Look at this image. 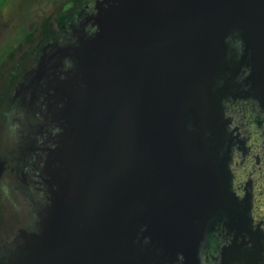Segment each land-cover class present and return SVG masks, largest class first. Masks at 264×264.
Returning <instances> with one entry per match:
<instances>
[{"label":"water","instance_id":"obj_1","mask_svg":"<svg viewBox=\"0 0 264 264\" xmlns=\"http://www.w3.org/2000/svg\"><path fill=\"white\" fill-rule=\"evenodd\" d=\"M122 2L104 10L99 32L79 48L76 76L53 94L66 100L67 129L55 154L65 170L25 264H168L182 251L169 240L177 207L200 192L196 159L204 151L182 122L191 114L203 130L221 118L225 88L210 86L226 69L227 26L240 25L251 41L264 30V0ZM255 64L264 78L263 58ZM138 223L148 224L160 256L132 246ZM185 226L186 240L196 226Z\"/></svg>","mask_w":264,"mask_h":264},{"label":"clouds","instance_id":"obj_2","mask_svg":"<svg viewBox=\"0 0 264 264\" xmlns=\"http://www.w3.org/2000/svg\"><path fill=\"white\" fill-rule=\"evenodd\" d=\"M97 0L88 4L90 14L99 15L101 8L114 6V0ZM85 39H94L99 32L96 22L84 28ZM225 61L239 65L232 76V85L246 96L228 103L219 101L220 117L226 137L234 138L227 145L216 143L213 132L200 129L191 114L182 122L186 134H196L205 144H214L216 159L224 162L227 172V190L240 202L250 193L251 206L247 213V231L237 235L220 223L218 228L202 236L195 251L197 264H224L226 249L239 246V253L254 254L257 264H264V239H254L252 233L264 237V104L255 95L250 79L251 64L240 63L245 43L238 30L224 36ZM63 44V42H60ZM77 74V59L66 55L60 59L58 79H70ZM228 74L215 75L210 91L215 92L225 84ZM76 88L83 91L86 84L77 81ZM25 101L27 97H24ZM38 98L31 106L21 102V97L0 101V264H25L29 258V245L43 237L55 194L60 190L59 180L64 176L65 165L55 154L63 148L67 124L62 117L65 98L53 103L51 112ZM232 101V97L228 98ZM142 210L143 205L134 202ZM83 228L84 225L80 224ZM147 223H138L131 243L154 256L161 255V248L146 234ZM244 257L233 256L232 264H241ZM168 264H186L183 251H176Z\"/></svg>","mask_w":264,"mask_h":264},{"label":"rangeland","instance_id":"obj_3","mask_svg":"<svg viewBox=\"0 0 264 264\" xmlns=\"http://www.w3.org/2000/svg\"><path fill=\"white\" fill-rule=\"evenodd\" d=\"M90 2L0 0V101L5 96L9 99L21 97L22 103L31 106L42 97L40 103L46 106L47 112H51L53 103L59 100L53 94L61 82L57 78L60 59L66 55L78 58L79 48L85 41L83 30L86 25L96 22L99 30L101 28L104 9L101 8L99 15L93 17L88 8ZM120 3H123L122 0H114V8ZM95 7H100L99 0ZM237 65L227 61V78L230 68ZM230 85L229 94L234 98L229 103L236 99L237 89L232 82ZM237 214L231 212L224 224L238 235L246 229V225L236 219ZM218 217L213 215L202 221L204 233L207 230L204 226L208 228Z\"/></svg>","mask_w":264,"mask_h":264},{"label":"flooded vegetation","instance_id":"obj_4","mask_svg":"<svg viewBox=\"0 0 264 264\" xmlns=\"http://www.w3.org/2000/svg\"><path fill=\"white\" fill-rule=\"evenodd\" d=\"M232 30H238L242 36L245 43V52L241 57L240 63L251 64L253 68L252 75L250 79L252 80V87L255 91V95L261 100V103L264 104V78L258 77L257 71L259 68L255 61L262 59L264 60V30L261 31V38L255 40H250L248 34L245 32L244 28L240 25H229L226 28V34ZM254 41V42H253ZM259 43V44H258ZM262 52V53H261ZM262 54V55H261ZM260 57V58H259ZM224 58V57H223ZM223 60L226 65L225 68L228 69L227 61ZM239 69V65L235 68H230V76L225 80V84L221 88H225L221 96L226 102L229 103L228 97L234 98V95L229 94V89L231 88L230 83L232 82V76L236 74ZM226 73V70L222 75ZM229 94V96H228ZM249 93L243 92L239 89H236V98L241 96H246ZM194 123L198 128L201 129L202 124L198 118L193 119ZM226 121H223L221 118H218L216 122L209 127L208 130L213 132V137L216 143L222 145H227L233 142L234 138L226 137L224 134V124ZM205 126H207L205 124ZM192 145L194 147L202 148L204 151L202 155L196 159L202 169V182L198 183V189L200 192H195V196L188 204V207L178 206L177 219L179 220V225L177 227L176 233L173 239L169 240V244L175 246V249L181 248L186 257V264H197L195 259V251L198 242L201 240L202 236L208 235L209 238L211 233L218 228L221 222L225 223L224 220L231 212H237L236 219L239 222H243L246 225V229L242 230L238 235L247 231L248 225V216L247 213L251 206V196L250 193L246 194L244 199L240 202H237L232 195L227 190V172L225 171L224 162L216 159L215 155V145L214 144H205L199 135L194 134L192 139ZM200 153V152H199ZM206 174V175H205ZM201 187V188H200ZM206 189V190H205ZM213 215L219 216L213 224L209 225L208 228L204 226L207 230L203 231V226H201L202 221L207 217ZM192 223L196 226L195 231H192V235L188 239H184V234L186 231V224ZM185 222L186 224H184ZM225 226V224H224ZM226 227V226H225ZM199 230H198V229ZM191 232V231H190ZM254 239L262 240L264 237H261L259 232L252 233ZM175 243V244H172ZM184 246H187V251L184 249ZM189 247V248H188ZM239 246H234L232 249H226L224 252L225 262L224 264H232L233 256L240 255L243 258L241 264H257L254 254H243L238 251ZM180 249V250H181Z\"/></svg>","mask_w":264,"mask_h":264}]
</instances>
